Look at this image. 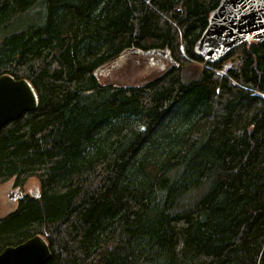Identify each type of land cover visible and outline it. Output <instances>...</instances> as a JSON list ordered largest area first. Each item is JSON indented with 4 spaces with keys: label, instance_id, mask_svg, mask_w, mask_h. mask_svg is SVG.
I'll use <instances>...</instances> for the list:
<instances>
[{
    "label": "trees",
    "instance_id": "obj_1",
    "mask_svg": "<svg viewBox=\"0 0 264 264\" xmlns=\"http://www.w3.org/2000/svg\"><path fill=\"white\" fill-rule=\"evenodd\" d=\"M218 1L0 0V74L38 97L0 128V183L39 185L0 252L40 234L44 264H264V41L197 56ZM130 47L177 66L101 84Z\"/></svg>",
    "mask_w": 264,
    "mask_h": 264
},
{
    "label": "water",
    "instance_id": "obj_2",
    "mask_svg": "<svg viewBox=\"0 0 264 264\" xmlns=\"http://www.w3.org/2000/svg\"><path fill=\"white\" fill-rule=\"evenodd\" d=\"M262 41L264 0H219L209 13L207 24L194 42L193 49L204 61L216 63L242 43ZM127 52L157 55L170 62L169 68L177 66L168 48L141 50L130 47ZM37 106V94L26 78L0 74V128L24 112L34 111ZM19 196L22 197V193ZM50 256L47 241L40 234H35L19 244L6 246L0 252V264H44Z\"/></svg>",
    "mask_w": 264,
    "mask_h": 264
},
{
    "label": "rangeland",
    "instance_id": "obj_3",
    "mask_svg": "<svg viewBox=\"0 0 264 264\" xmlns=\"http://www.w3.org/2000/svg\"><path fill=\"white\" fill-rule=\"evenodd\" d=\"M169 62L157 55L131 54L125 52L111 63L103 65L96 73L101 84L132 86L154 79L169 66ZM231 65L226 62L225 67ZM224 70V69H222ZM34 195L39 192L38 180L32 176L20 187L13 179L0 183V217L14 210L18 199L12 193Z\"/></svg>",
    "mask_w": 264,
    "mask_h": 264
},
{
    "label": "flooded vegetation",
    "instance_id": "obj_4",
    "mask_svg": "<svg viewBox=\"0 0 264 264\" xmlns=\"http://www.w3.org/2000/svg\"><path fill=\"white\" fill-rule=\"evenodd\" d=\"M21 193H22V197L26 194V193L24 194L23 192H21ZM12 195H13V197H15L14 195H16L17 198H19V197L21 198V196H19L20 195V192L19 193H12Z\"/></svg>",
    "mask_w": 264,
    "mask_h": 264
}]
</instances>
